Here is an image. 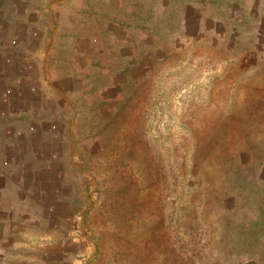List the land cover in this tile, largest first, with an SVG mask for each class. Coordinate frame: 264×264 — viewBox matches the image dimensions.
Instances as JSON below:
<instances>
[{"label":"rangeland","instance_id":"1","mask_svg":"<svg viewBox=\"0 0 264 264\" xmlns=\"http://www.w3.org/2000/svg\"><path fill=\"white\" fill-rule=\"evenodd\" d=\"M257 4L93 2L75 95L3 159L25 153L0 193V264H264Z\"/></svg>","mask_w":264,"mask_h":264},{"label":"crops","instance_id":"2","mask_svg":"<svg viewBox=\"0 0 264 264\" xmlns=\"http://www.w3.org/2000/svg\"><path fill=\"white\" fill-rule=\"evenodd\" d=\"M77 1L84 5L72 7ZM94 1L0 0V130L14 131L10 136L5 134V138L3 132L0 138V193L11 192L5 174L9 178L16 164L19 167L18 162L25 160V153L20 159H13L11 155L9 163L4 164L3 159L10 151L8 147L14 144L13 140L18 141V132L25 134V123L32 119L31 116L37 115L35 119L40 121L38 115L49 110L48 103L57 108L67 106L79 87V75L71 68L78 47L70 42L77 44L79 40H85L92 43L87 10L93 9ZM257 2L255 16L264 19V0ZM69 9L73 11L74 21L67 23L62 13ZM79 10L85 13V24L78 17L76 11ZM262 27L264 36V23ZM260 48L264 51V44ZM261 67L264 76V55ZM6 88L15 92L12 97L19 99L18 108L2 100ZM25 88L29 95L25 96ZM2 221L7 223L12 219L7 216Z\"/></svg>","mask_w":264,"mask_h":264}]
</instances>
